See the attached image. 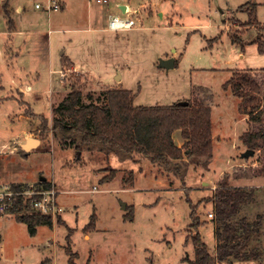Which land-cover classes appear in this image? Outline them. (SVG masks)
Wrapping results in <instances>:
<instances>
[{"label":"rangeland","instance_id":"rangeland-1","mask_svg":"<svg viewBox=\"0 0 264 264\" xmlns=\"http://www.w3.org/2000/svg\"><path fill=\"white\" fill-rule=\"evenodd\" d=\"M122 1L119 0L118 3ZM6 3L13 8L22 3L28 12H32V8L37 10L36 0H0V21L3 19L5 22L0 24V39L4 48L8 41L4 31L9 25L3 16ZM248 3H260L257 10L259 25H249L251 7H245ZM117 5V2L104 6L91 3L92 11L103 21L98 26L99 31L91 33L96 35L92 41L88 40L82 46L85 55L75 47L74 33H49L48 14L37 10L44 14L45 21L41 33L31 40L34 58H28L21 67H12L0 56V97L13 94L17 99L0 101V114L3 116H0V154H10L16 147L14 142L17 140H13V136L20 135L22 138L25 130L32 132V135L27 134L28 137L43 139L45 144L30 156L17 152L14 156H6L9 162L5 165L0 161V183H4L2 178H6V175H10L12 180H25L29 183H40L45 177L47 181L56 183L61 191L60 204L65 209L62 214L65 222L58 224L55 220L54 223L58 224L55 228L42 225L34 236L30 235L27 224L17 222L15 215L8 213L0 216H5L0 218L2 264H41L45 256L50 255L53 264H67L69 257L65 248L69 241L66 237L71 230H76L75 235L71 236L72 249L79 256L76 264H188L187 258L195 256L190 238L197 232L192 228L191 203L197 207L202 223L199 231L212 253L217 245V242L214 245L216 222L208 218V214L214 212V203L208 201L215 191L212 186L248 185L256 188L257 201L247 206L241 215L251 221H255L257 216H262L264 220V176L252 179L254 165L264 157V143L260 153L246 158H241V155L247 149H234V145L240 146L239 136L242 134L243 122L238 112L239 99L230 89H224L233 70L264 68V53L259 52V46L255 43L260 39L264 40V0H167L162 3L151 22V17L146 15L143 8L139 23L143 26L142 29L103 32L107 15L119 12ZM242 6L244 8L241 9ZM160 13L164 16L161 17ZM48 16L54 20L61 14L53 12ZM150 26L157 28L155 31L146 28ZM54 28L55 24L51 25L50 29ZM229 32L231 38L236 34L242 37V44H232ZM88 35L90 34L86 36ZM54 37L61 38L57 45L54 44L56 49L60 47L57 50L59 53L67 50L70 54L73 49L76 55L79 51V62L97 81L102 80L103 84L115 86L123 84L126 89L139 91L137 105H171L176 101H186L191 97L194 85L210 89L215 100V127L218 132L221 129L223 136L228 139L225 146L223 144L214 149L215 156L211 162L206 160L210 163V171L202 172L205 159H198L200 162L193 164L184 162L182 164L186 166L183 168L187 167L188 170L185 177L182 176L183 180L174 173L169 176L172 181L170 185L167 184L170 194L161 190L163 188L154 176L152 178L145 174L137 177L134 185L137 190H133V187L128 188L131 186L128 180L131 161L119 158L123 165L119 167L122 172L117 173L112 181L102 183V179L112 173V166L108 164L109 154L99 152V148L94 149L95 146L90 149L82 143L81 137L68 142L55 134L52 130L55 109H52L46 97L35 102L24 98L33 105V112L37 114L33 117L29 106L21 104L23 98L17 90H11L10 87L17 77L25 76L24 81L35 82V68L47 64L48 46ZM69 38L73 39L71 46L67 45ZM15 51L20 52V49L13 48L14 53ZM173 56L177 60L174 69L160 66L161 59ZM28 66L29 71L26 72L24 67ZM121 76L123 81L120 80ZM58 77V74L54 75L55 80ZM66 78L67 85H74L83 92L86 104L90 103L88 95L93 93L94 101L107 91L95 79L87 81L75 71H69ZM41 83L49 88V76L43 74ZM57 83L58 81L54 85L53 82L51 86L55 87ZM52 110L53 116L50 119ZM22 113L29 114L31 118L20 119ZM27 136H23L22 140H26ZM67 146L73 147L72 152L66 150ZM87 151H94V154L88 155ZM233 161L239 163L235 168L230 167ZM143 164L149 165L146 160L140 165ZM195 164L201 168L190 169ZM222 172L223 177H220ZM94 187L99 190H94ZM125 205L135 206L133 220L124 219L128 212ZM94 213L97 215V230L89 233L88 240L85 228ZM260 230L248 248L252 246L264 250V225ZM186 238L190 243L188 246L185 245ZM50 240L55 245L53 253L41 252L35 247ZM237 262L241 261L235 260L234 263ZM253 263L264 264V258Z\"/></svg>","mask_w":264,"mask_h":264},{"label":"trees","instance_id":"trees-1","mask_svg":"<svg viewBox=\"0 0 264 264\" xmlns=\"http://www.w3.org/2000/svg\"><path fill=\"white\" fill-rule=\"evenodd\" d=\"M260 3H248L251 10L249 25H259L258 8ZM244 6L241 7V9ZM5 15L9 19V27L12 25L8 3L5 5ZM234 44H242V37L237 34L232 38ZM259 46V52L264 53V40L255 42ZM245 46H242L244 49ZM64 64L70 62L64 57ZM69 66V65H68ZM225 91L231 90L239 99L238 112L247 116L248 130L241 137L244 147L252 149L256 153L262 151L264 143V68L260 70L243 69L233 70L231 77L224 85ZM200 87L194 85L189 100L176 102L171 106H136V93L129 89H109L99 95L96 100L92 94L86 104L81 90L73 87L68 96L54 110L52 130L66 141L81 137L82 143L91 146H102L118 150L124 154L145 157L152 163L167 165L172 160L182 159L187 156L190 159H211L214 155L211 107L203 103L199 93ZM181 130L185 139L182 147L176 146L174 132ZM79 151L80 147H76ZM117 171L102 179V183H108L116 176ZM128 180H133L134 173H130ZM252 176H264V157L257 165H254ZM49 188L51 183L41 181L39 183ZM21 188L23 185H13ZM214 203L216 222L215 238L216 248L212 253L201 236L199 228L202 225L197 214V207L191 203L190 217L193 220L192 228L197 231L191 235L194 247V260L187 258L188 264H232L237 261L249 262L264 258V250L250 247L254 236L260 233L264 225L262 216H257L255 221L242 216L243 210L255 203L256 188L236 187L232 185H220L208 199ZM24 209L11 210V213H20ZM27 212V210H25ZM134 209L128 207L124 216L125 220H132ZM18 223L28 225L30 235L37 233V228L42 225L53 227L54 220L49 216L27 212L16 215ZM97 215L93 214L90 223L85 228L86 233L93 232L96 228ZM61 223L59 216L56 223ZM75 231L71 230L67 235L68 245L65 252L69 257L67 264H76L78 253L72 249L71 236ZM54 243L52 240L42 246H35L39 251L51 253ZM1 262V259H0ZM51 257L46 256L41 264H52Z\"/></svg>","mask_w":264,"mask_h":264},{"label":"crops","instance_id":"crops-1","mask_svg":"<svg viewBox=\"0 0 264 264\" xmlns=\"http://www.w3.org/2000/svg\"><path fill=\"white\" fill-rule=\"evenodd\" d=\"M166 1L167 0H158L157 2H156V0H123L122 3H118L119 0H113V2H117V4H118L117 7L119 9V12L118 13L111 12L107 15L108 20H106L105 24H103L104 27L102 28V30H103V32H105V31L106 32H113L108 28V22L110 19V15H121L124 12V10L126 9V7L132 11H134V10L140 11V15L142 14L143 8H144L145 11L147 12L146 15L148 17H151V19L149 20V22H151L152 18L154 17V14L160 9V6L162 5V3L166 2ZM65 2H66V6H65L64 10L58 12L59 14H61V16L55 18L54 20H51L52 18H50V16L47 15L49 33L50 32H52V33L62 32V33H70V34L74 33L75 38H76L75 47L79 48V50L81 52H83V55H85V51H84V48L82 49V46L83 45L85 46V43L88 42V40L92 41V39L96 36V35H93L91 33L95 32V31H99L98 26L103 21V19H99L98 16H96L95 11H92V9H91V3L89 4V2H87V0H65ZM134 4H138V6H134ZM8 6H9L10 19L12 20V25H11V27H9L10 25H7L6 31H4L5 32L4 34L6 36H8L7 37L8 41L5 44V48L2 46V42L0 39V56L2 58L4 57L5 61L8 64H10L12 67H14L15 65L21 67L25 64V62L27 61L28 58H34V57H32L33 56V51H32L33 44L31 42V40L33 39V37L38 36V34L41 33V30L43 29L42 26H43V23L45 21V18H44V14H42L41 12H38L37 10L34 11L33 8L31 9L32 12H28V9L26 7H24V5L22 3H19L18 5H16L15 8L10 7L9 3H8ZM133 7H135V8H133ZM4 10H5V8H4ZM160 14H161V17L164 16L163 13H160ZM3 16L6 19V22H7V20L9 21V19H7L6 15H5V11H4ZM141 17H142V15H141ZM4 23L5 22L2 19L0 21V24L2 25ZM54 24H55L56 28L50 29L51 25H54ZM71 25H73V26H71ZM142 27L143 26L139 24L138 27L131 29L130 31H132V30L138 31L139 29H142ZM146 28H148L152 31H155L157 27L150 26V27H146ZM102 30H100V31H102ZM127 31H129V30H127ZM87 34H90V35H88V37H87L86 36ZM228 36H229L232 44H234L232 41L230 32H229ZM220 39H219V41H220ZM60 40H61V38L54 37L52 42L50 41L49 46H48V50H47V52H48L47 64L46 65L45 64L40 65L39 67L35 68L37 71L35 74V77L33 78V80L35 82H33V83L26 82V81H24V79L26 77L23 76L20 78L17 77V79L15 80V83H13V82L11 83V84H13V86H10L12 88L11 90H17V93H19L20 96L23 98L21 104H23V105L25 104V105H27V107L29 106V108H28L29 112L32 113L33 117H35L37 115L33 112L34 111L33 105L31 106V104L28 103L27 101H25L24 98H29V100L33 99L35 102V101H38L39 98L46 97V100L48 101V103H50L52 105V109L53 108L56 109V107L59 106L61 104V102L72 91L73 87H75L74 85H67L68 83L66 82L67 81L66 77H67V73L69 71L70 72H72V71L77 72L78 74L84 76L87 81H89L90 79H95L92 75L89 74L88 71H86L82 67L81 63L79 62V60H80L78 57L79 51L76 50L77 51L76 55H75V53H74L75 51L73 49H72L70 54L68 53L67 50H65V52H63L62 54L57 51L60 47L56 49L54 44L57 45L58 44L57 42ZM72 40L73 39L69 38L67 41V45L69 44V46H71ZM69 41H70V43H69ZM61 47H62V45H61ZM13 48H19L20 52L15 51V53H14ZM244 49H245V47H244ZM174 50H176V48ZM64 57L70 62L68 64L69 66L64 64V62H63ZM173 58L175 60V65H176V62H177L176 57L173 56ZM29 67L30 66L24 67V70L26 72H28ZM43 74H45L46 76H49V81H50V84H49L50 87L49 88L45 87L44 84L41 83V79H42ZM55 74L59 75L57 80H55V78H54ZM120 80L123 81L122 76L120 77ZM57 81H58V83L56 85L57 87L51 86V84L53 82L55 85V83ZM97 82H99L102 86H104V90L124 89L123 84L115 86L113 84H103L104 81H102V80L101 81L98 80ZM199 87H200V90H199L200 97H201V99H203L204 105L209 107V108L211 107L213 150H214L216 147L222 146L223 144L225 146L226 141H228V139L223 136L221 129H219V132H218V128L215 127L216 122H215V118L213 116V110H214V105H215L214 93L210 89H207V88H204L201 86H199ZM133 92L136 93V98L134 100L135 105L136 106H145L142 104L141 105L136 104L138 102L137 99L140 95V92L139 91L138 92L133 91ZM57 97H59V99H57ZM4 99H5V102H7L9 100L16 99V98L14 97L13 94H10V95L4 96V97H0V101H3ZM180 100H182V99H180ZM187 100H189V98ZM19 102H20V100H19ZM34 102H33V104H34ZM176 102H173V103L176 104ZM178 102H180V101H178ZM174 104H171V105H174ZM238 104H239V102H238ZM53 105H56V107H54ZM159 105H163V104H159ZM159 105H155V106H159ZM171 105H163V106H171ZM146 107H154V106L148 105ZM5 115L8 117L10 116V114H8V113H5ZM0 116L3 117L1 114H0ZM41 116L44 117L43 115H40V117ZM52 116H53V110H52V114L50 115L49 118L51 119ZM24 117L31 118L29 116V114H26V113L20 114V119H22ZM241 118H242L241 122H243V125H242L243 130H242V134H240V136H239L240 146L237 147L236 145H234L235 146L234 149L238 148V150H240V151L243 150L242 148L247 149L246 147L243 146L242 141H241V137L248 130L247 116L241 115ZM217 124H218V122H217ZM220 126H222V124L219 125V127ZM27 134L32 135V132H27L25 130L21 135L22 138H23V136L24 137L27 136ZM173 134H174V142H175L176 146L182 147L185 143V139L183 137V134H181V130H176ZM30 137L31 136H29V137L27 136L26 140L25 139L22 140V138H20V135H14L13 140H17L14 142L16 147L10 152V154H6V155L4 153L0 154V158H2L0 160L1 163L3 165H5L6 162H9L8 160H6L7 155L14 156L17 152H20V155H22L24 153L26 156H30L33 152L40 150V147H43L42 145H45L43 139L39 140L37 138L31 137L34 140H38L39 145L36 147H33L29 151H26L24 149V145L31 139ZM72 148L73 147H71V146H67L66 150H70V152H72ZM95 148H99V152H105V153L109 154V156H108L109 163L108 164L111 165L112 169L116 170L117 173L122 172L121 168H119V167L123 166L122 163H120L119 158H121V159L123 158L125 161H129V160L131 161L130 162L131 168L128 167V169L131 170L130 173L133 172L134 175H133V180L129 182L131 184V186H128V188L133 187V190H137L136 186H134L137 177L139 175L145 174V176L150 175L152 178L154 176L156 180H159V182H160L159 186L163 188L161 190L168 191V194H170V191H169L167 184L169 183V185H170L172 183V181L169 180V178H170L169 176H171V174L174 173L175 175L181 177V178L179 177V179L183 180L185 177L184 174H186V171L188 170V168L187 167L183 168V166L185 167L186 164L183 165L182 163L186 162V163L193 164V163H197V162L199 163L200 162V161H198V159L196 161L195 160L191 161L192 159L185 156L182 159L172 160L167 165H164V164L152 163L149 159H147L145 157L141 158V157H138L137 155L124 154V153L119 152L118 150L110 149L107 147L95 146L94 149ZM93 152L94 151H91V152L87 151L86 153H89L88 155L92 156V154H94ZM245 152H246V150H245ZM240 153H243V152H240ZM243 154L241 155V158H242ZM91 156H88V157H91ZM214 156H215V150H214L213 157H211V159H208V160L211 162V160L214 158ZM236 156H237V154H236ZM144 160H146L149 163V165H152V167H150L148 164L140 165ZM199 160H202V159H199ZM206 160L207 159H205V162L203 161V163L201 162L203 164L202 167L203 166L205 167V168L204 167L202 168L203 169L202 172L203 171L204 172L210 171V167H209L210 163H208L209 161L207 162ZM237 165H239V163L233 161V164H230V167L235 168V166H237ZM132 166L135 168H132ZM191 166H190V169L191 168H193V169H200L201 168V167H199V165L197 167L196 164L193 165L192 167ZM117 173H116V175H117ZM205 174L206 173H204L203 175L205 176ZM175 175H174V177H175ZM182 176H184L183 179H182ZM5 177L6 178H4V177L2 178L4 183H1V184H6L7 182H9L7 184L24 185L25 183H29L25 180L24 181L12 180L10 175H6ZM220 177H223V172L221 173ZM43 178H45V177H43ZM43 178L41 179V181L44 180ZM175 178L178 179L177 177H175ZM252 179H255V177L253 176ZM45 181H47L46 178H45ZM47 182H49V181H47ZM31 183H38V182H31ZM49 183L53 184L57 188V186L55 185L56 184L55 182L51 181ZM207 186H209V185H207ZM232 186H234V185H232ZM217 187L218 186H212V189H216ZM236 187L246 188L249 186L246 185V186H236ZM187 191H188V188H187ZM127 207H128V205H127ZM132 207H133L134 213H135V206L133 205ZM124 216H126V215H124ZM4 217H0V218H4ZM134 217H135V214H134ZM134 217H133V219H134ZM62 221L65 222L64 216L62 217ZM58 224H54L53 227L55 228V226ZM38 229H39V227L37 228V232H38ZM95 230H97V229L95 228ZM74 231L75 232L73 235H75V233H76V230H74ZM89 233H92V232H89ZM89 233L85 236L88 240H90V234ZM71 240H72V238H71ZM1 241H2V235L0 234V243H1ZM166 242L169 245L171 244L168 241H166ZM188 242H189V240L186 238V242H185L186 246H188V244H190ZM214 245H216V240L214 241ZM54 248H55V245H54ZM54 248H53V251L51 253L54 252V250H55ZM50 256H48V257H50ZM45 258H46V256H45ZM0 259H1V257H0ZM189 259L194 260L193 257H189ZM255 261L259 262L258 260H255ZM0 264H2V259H1ZM52 264H53V262H52Z\"/></svg>","mask_w":264,"mask_h":264},{"label":"built area","instance_id":"built-area-1","mask_svg":"<svg viewBox=\"0 0 264 264\" xmlns=\"http://www.w3.org/2000/svg\"><path fill=\"white\" fill-rule=\"evenodd\" d=\"M89 3L98 5H110L113 0H87ZM65 0H36L35 9L46 12L48 15L53 12L64 10ZM141 20L140 11H132L126 7L121 15H110L108 28L113 32H122L134 29L139 26ZM94 190H99L94 187ZM61 191L52 184L47 188L39 183H25L21 188H15L10 184L0 183V216L11 213V210L23 208L24 211L17 213L23 215L32 212L38 215L51 217L54 221L65 212L60 204L59 195ZM27 210V212H25ZM17 215L15 213H11ZM215 213H209L208 218L213 220ZM225 264V263H217ZM232 264H254L253 261L237 262Z\"/></svg>","mask_w":264,"mask_h":264},{"label":"water","instance_id":"water-1","mask_svg":"<svg viewBox=\"0 0 264 264\" xmlns=\"http://www.w3.org/2000/svg\"><path fill=\"white\" fill-rule=\"evenodd\" d=\"M160 66L163 67V68H166V69H174L176 67L175 65V60L173 58H170V59H161L160 61ZM39 145V142L37 140H34V139H30L25 145H24V149L26 151H29L30 149H32L33 147H36ZM256 152L252 149H247L246 152L243 154V158H246V157H250V156H253ZM81 155V154H80ZM45 181V178H43ZM125 209H127V205L124 206Z\"/></svg>","mask_w":264,"mask_h":264}]
</instances>
